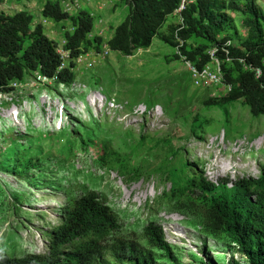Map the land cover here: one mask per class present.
<instances>
[{
    "label": "rangeland",
    "instance_id": "obj_1",
    "mask_svg": "<svg viewBox=\"0 0 264 264\" xmlns=\"http://www.w3.org/2000/svg\"><path fill=\"white\" fill-rule=\"evenodd\" d=\"M46 1L3 0L0 12L29 13L61 48L73 25L45 24ZM77 1L94 15L91 38L109 40L128 14L119 0ZM257 4L264 12V0ZM227 13L233 26L220 38L229 36L230 45L241 48L249 36L247 18ZM178 23L177 15L169 17L159 34ZM172 43L156 37L149 49L132 56L112 52L101 65L77 72L69 86L32 74L11 93H0V252L48 254L67 199L90 190L119 216L120 236L144 245V228L154 222L180 264H201L205 250L225 264V249L172 210L169 170L216 184L258 178L264 168V117H254L242 100L222 109L206 106L225 97L227 87L197 84L186 63L175 58L179 45ZM104 157L106 166L100 162ZM30 160L36 168L27 167ZM221 167L227 172L219 174Z\"/></svg>",
    "mask_w": 264,
    "mask_h": 264
},
{
    "label": "trees",
    "instance_id": "obj_2",
    "mask_svg": "<svg viewBox=\"0 0 264 264\" xmlns=\"http://www.w3.org/2000/svg\"><path fill=\"white\" fill-rule=\"evenodd\" d=\"M64 1L77 0H48L42 17L43 21L55 25L64 21L72 23L73 31L65 33L62 46L70 51L72 58L82 52L101 51L105 44L113 53L132 56L139 50L149 49L159 37L168 44L174 41L181 54L202 70L212 62L210 50L216 49L222 85L228 91L225 97L210 99L205 105L222 109L242 100L254 117H264V12L257 0H245L243 4L238 0H194L182 11L183 21L168 26L167 35L159 31L169 17L176 15L181 0H119L128 14L113 29L109 40L101 36L91 38L96 24L94 15L82 8L68 13L64 10ZM228 11L240 12L247 18L249 36L241 48L226 45L231 41L229 36L220 38L222 32L233 26ZM43 24L35 25L33 16L25 11L13 15L0 12V93H11L16 90L14 84L24 83L32 74L66 86L74 83L77 75L71 69L74 63L60 70L63 60L59 45L49 37ZM175 58L182 59L178 54ZM257 69L261 71L259 76ZM145 104L147 109L153 108L149 101ZM107 156H115L113 159L122 163L115 152H107ZM106 157L100 160L103 166H106ZM37 165L31 160L27 163V167ZM179 171L169 170L172 210L187 217L217 249L220 246L225 249L224 254L229 257L225 264H264V168L258 178L219 184L203 175L183 173L181 176ZM121 225L105 197L86 190L80 196L67 199L62 208V222L51 232L48 254L0 252V264H113L108 257L116 264L181 263L161 226L152 222L144 228L143 245L120 236ZM203 254L206 257L200 259L201 264H217L208 251Z\"/></svg>",
    "mask_w": 264,
    "mask_h": 264
},
{
    "label": "built area",
    "instance_id": "obj_3",
    "mask_svg": "<svg viewBox=\"0 0 264 264\" xmlns=\"http://www.w3.org/2000/svg\"><path fill=\"white\" fill-rule=\"evenodd\" d=\"M193 2L194 0H181L179 8L175 11V14L179 17V22L183 21V19L181 18L182 11L186 10V8ZM63 7L64 10L68 13H75L82 8L78 1H64ZM44 22L45 24L53 25V23L49 21ZM226 45H230V42H228ZM223 50L226 52L227 55L229 54V51L226 50L225 47L223 48ZM216 51V49L210 50L209 54L211 55L212 62L206 65L202 70H199L197 67H195L194 64L188 61L187 58L181 54L179 48L178 55H180L182 60L188 66L189 73L197 84L208 83L217 86L220 84L222 85V71L220 62L215 55ZM58 52L62 56L63 60L60 70L70 68V62H73L74 66L71 69L76 72H79L83 68L92 69L95 68L97 65H101V63L112 53L110 47L107 44L103 46V49L101 51L93 50L90 52H82L75 58H72L70 55V51L64 50L63 47H59ZM228 60L230 59L228 58ZM256 73L257 76H259L261 74V71L257 69ZM22 84L23 83H16L13 86L15 88H19Z\"/></svg>",
    "mask_w": 264,
    "mask_h": 264
},
{
    "label": "bare ground",
    "instance_id": "obj_4",
    "mask_svg": "<svg viewBox=\"0 0 264 264\" xmlns=\"http://www.w3.org/2000/svg\"><path fill=\"white\" fill-rule=\"evenodd\" d=\"M14 114H15V113H14ZM14 119H15V118H14ZM218 172H219V174H223V173H226L227 170H226L225 168H222V167H221V169H219ZM143 193H145V192H143ZM146 194H147V193H145L144 195L139 194V197H140V196H145ZM139 197H138V198H139Z\"/></svg>",
    "mask_w": 264,
    "mask_h": 264
},
{
    "label": "crops",
    "instance_id": "obj_5",
    "mask_svg": "<svg viewBox=\"0 0 264 264\" xmlns=\"http://www.w3.org/2000/svg\"><path fill=\"white\" fill-rule=\"evenodd\" d=\"M111 38V37H110Z\"/></svg>",
    "mask_w": 264,
    "mask_h": 264
}]
</instances>
